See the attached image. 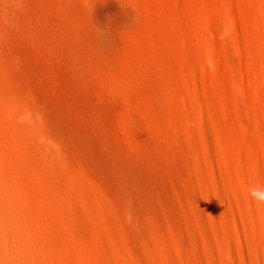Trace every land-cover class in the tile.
Here are the masks:
<instances>
[{
	"label": "rangeland",
	"instance_id": "rangeland-1",
	"mask_svg": "<svg viewBox=\"0 0 264 264\" xmlns=\"http://www.w3.org/2000/svg\"><path fill=\"white\" fill-rule=\"evenodd\" d=\"M2 158L41 264L264 263V0H0Z\"/></svg>",
	"mask_w": 264,
	"mask_h": 264
},
{
	"label": "bare ground",
	"instance_id": "bare-ground-1",
	"mask_svg": "<svg viewBox=\"0 0 264 264\" xmlns=\"http://www.w3.org/2000/svg\"><path fill=\"white\" fill-rule=\"evenodd\" d=\"M200 44L201 46H203L202 42H199L198 46ZM191 54L192 53H190V56ZM193 58L196 57L193 56ZM206 136L208 141V149L205 153L206 154L205 156L208 163H212L210 164L211 167H213L214 165L212 171L214 173L216 172V176H217V173L221 171L218 167L219 164L217 165V168H216V164L217 162H219V160H221V156L223 157V155H221L220 152H218L215 148H213L212 145L209 143L211 141H209L208 133ZM212 143L214 144V142ZM198 148L199 146L198 147L195 146L196 151L199 152ZM17 169L14 163H12L10 160L4 158L0 159V264H41L42 258L40 253L38 254L39 252L38 240L33 234V232L26 228L27 222L31 223V217L28 214L26 208L18 204L13 198L14 185H18L19 187L21 186V183L13 177V176H17L18 174ZM213 182L218 192V203L225 204L226 202L225 195L227 193L223 191L224 188H222L223 190L220 189V187H224V186H220L217 179L216 181L213 180ZM233 220L234 219H232V221ZM224 241L227 248H230L231 250L234 249L235 247L234 239L232 238L231 232L228 228L224 231ZM114 244L118 249L119 243L117 241V238L114 239ZM119 251L120 254L121 253L123 254L122 249L119 248ZM121 258L124 259L123 257ZM123 263L124 261L120 260L119 264H123ZM254 264H264V263L260 261L259 262L255 261Z\"/></svg>",
	"mask_w": 264,
	"mask_h": 264
}]
</instances>
